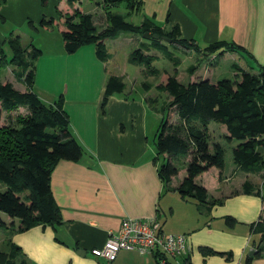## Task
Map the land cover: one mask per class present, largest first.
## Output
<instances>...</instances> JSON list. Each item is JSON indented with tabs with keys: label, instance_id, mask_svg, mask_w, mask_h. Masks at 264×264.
I'll list each match as a JSON object with an SVG mask.
<instances>
[{
	"label": "crops",
	"instance_id": "crops-1",
	"mask_svg": "<svg viewBox=\"0 0 264 264\" xmlns=\"http://www.w3.org/2000/svg\"><path fill=\"white\" fill-rule=\"evenodd\" d=\"M81 1L70 7L65 0H47L45 6L41 0H0L3 18L0 49L6 58L5 47L10 49L6 40L10 36L18 37L22 46L21 36L14 33L28 21L35 35L43 32L36 26L41 19L57 21L58 13L71 15L78 10L93 16L97 32L104 30L107 25L104 0H91L94 6L88 11L78 6L83 5ZM140 1L138 12L126 14L128 17L139 15L141 22L148 19L166 30L177 26L181 38L195 41L201 49L219 41L239 45L244 52H226L225 55L238 58L241 65L233 63L232 66L246 72L257 74L264 66V0ZM128 35L105 40L106 48L107 43L112 44V48L107 49L111 59L105 63L96 58L93 45L82 46L73 54L65 53L63 42L57 43L56 49L35 46L40 48L41 55L35 62L31 90L48 105L62 98L70 131L81 146L83 156L77 162L60 161L51 172L50 187L59 210V224L39 225L19 232V220H11L5 214L0 216L8 226L0 229V253L3 254L0 264H156L153 255H140L135 251H121L110 263L91 256L90 251L101 248L108 234L116 232L124 218L155 219L162 232L186 235L191 264H245L246 258L253 256L248 255L253 249L248 226L264 218V203L257 196L243 194L242 186L245 182L259 186L254 181L258 174L245 173L233 163L230 173L224 174V167L222 170L213 167L199 175L195 182L207 190L209 199H223L222 205L210 211L205 207L199 209L195 200L183 199L175 191L185 176V160L177 174L180 175L178 180L173 178L168 185L161 180L155 141L150 142L149 117L158 107L155 88L164 84L172 71L157 69L160 80L152 83L148 91L143 89L144 93L134 95L137 84H131V80L138 72L118 69V52L130 50L133 45L149 44L140 41L138 35ZM27 43L22 48L32 44ZM177 49L188 58L195 52ZM113 52H116L115 57ZM155 52L149 48L145 54L158 58ZM199 58L198 54L195 64ZM195 72L189 75L187 84L199 79ZM207 74L210 72L206 69L204 76ZM110 76L120 77L125 90L111 95L102 108ZM234 76V82L238 81L237 73ZM205 79L211 82L210 78ZM161 94L166 101L167 95ZM149 100L156 102L155 105L149 104ZM219 127L220 136L226 138L225 126ZM160 158L164 161L166 156ZM239 172L245 174L238 182ZM234 180L236 184L232 183ZM210 190L217 193V197L210 198ZM226 216L235 218L238 224L227 227L223 220ZM200 247L229 253L230 257L204 258ZM250 264H264V254L252 259Z\"/></svg>",
	"mask_w": 264,
	"mask_h": 264
},
{
	"label": "trees",
	"instance_id": "trees-1",
	"mask_svg": "<svg viewBox=\"0 0 264 264\" xmlns=\"http://www.w3.org/2000/svg\"><path fill=\"white\" fill-rule=\"evenodd\" d=\"M65 1L72 7L80 0ZM41 2L43 6L47 4V0ZM120 3L125 4L127 15L138 12L141 7L140 0H104L107 25L101 32H97L91 14H82L78 10H74L71 15L58 13L60 19L57 21L43 18L39 27L49 29L58 23L66 54H73L82 46L93 45L96 58L103 63L111 59L105 40L116 39L122 33L141 37L145 33L157 34L159 39L150 40L149 46H139L128 58L130 63L142 67L146 76L159 75V71L152 66L157 57L145 54L149 48L163 54L175 68L180 64L179 58L174 57L162 44L165 42L163 38H167L176 49L195 51L200 55L197 63L208 60L219 51L221 54L245 51L239 45L224 41L201 49L195 41L181 38L177 26L166 30L148 19L140 25H134L126 21L125 16L112 13L111 9ZM0 21H3L1 16ZM27 24L32 25L30 21ZM5 43L12 57L7 60L0 49V69L8 63L14 66L16 77L22 80L26 90L21 93L10 82H0V115L2 112L25 108L29 116L20 120L19 128L0 126V212L11 220H19L18 231L24 232L39 225L60 223L59 210L50 187L51 172L60 161H79L83 150L70 131L67 114L62 108V98L48 105L31 90L35 62L41 50L33 44L22 48L18 37L10 36ZM221 54L214 59H218ZM233 69L238 75L236 82L220 79L211 83L201 78L187 85L177 80L175 69L164 84L155 88L167 95L159 110L161 120L155 138L157 155L166 156L158 169V175L165 184H170L179 172L177 163L185 160V176L175 191L183 199H194L206 211L223 204L222 198L209 199L207 190L195 182L199 175L211 168L222 170L224 167L223 147L218 143L210 147L208 126L211 122L225 126L228 141L238 142L232 149L233 163L245 173L264 175V66L259 68L257 74L241 70L235 65ZM196 70V65H190L187 73L193 75ZM150 87L149 84L143 85L147 91ZM124 90L122 79L110 76L105 85L102 108L111 95ZM153 102L149 100V104L153 105ZM169 114L173 115V119ZM242 192L257 196L264 203V183L260 187L245 182ZM223 220L229 228L238 224L231 216ZM7 227L0 218V229ZM248 228L249 242L256 253L247 257L245 264L263 257L264 219L258 218ZM199 252L204 258L230 257L229 253L217 252L208 247H200ZM189 256L188 253L184 255L181 264H191Z\"/></svg>",
	"mask_w": 264,
	"mask_h": 264
},
{
	"label": "rangeland",
	"instance_id": "rangeland-1",
	"mask_svg": "<svg viewBox=\"0 0 264 264\" xmlns=\"http://www.w3.org/2000/svg\"><path fill=\"white\" fill-rule=\"evenodd\" d=\"M82 6H80V4L78 5L80 8L82 7V9L84 11H88V9L93 5L94 3L91 0H82ZM112 13L114 14H120L122 16H125L126 21L133 23L134 25H140L141 23V17H139V15H132L131 17L127 16V10L125 8V4L121 3L117 6H115L114 8H112ZM88 14V13H87ZM102 15V14H101ZM103 16V15H102ZM93 17V16H92ZM27 21V20H26ZM99 23L100 22H96L97 27H99ZM58 24V23H57ZM53 25L51 28L49 29H40L43 32L39 31L37 32L35 35L32 34V29L29 28L28 24H24L23 28H20L18 30H16V32L14 33V35H20L21 36V44L22 46L25 45V43H32L34 46L37 47V45H40L41 47H43L44 49H48V47H50L51 49H56L57 48V43L62 42V38L60 35V31H59V27L58 25ZM37 27H39L40 25L37 23L36 25ZM9 27L7 26L6 30ZM40 28V27H39ZM123 37H127L130 36L126 33H122L120 34ZM137 38L144 42V43H148L150 44V40H144L141 36H137ZM33 41V42H31ZM27 43V44H28ZM163 45H165L169 52L172 53V55L174 57L179 58L180 60V64L179 66L176 67L177 69V80L186 85L189 82V74L187 73V68L192 65L195 64L196 59H197V55L195 52L192 53L191 57L188 58L187 55H184L183 52L181 50H178L174 47H172L171 44L166 43V42H162ZM107 45V49H111L112 48V44H106ZM93 47V46H92ZM137 48H139V46L137 47V45H133L131 46L130 50L124 49V50H119L118 52V56H117V61H116V66L118 69L124 70L125 68L129 71L131 69H135L136 72H138V75L135 76L134 78H132L131 80V84H137V89L136 91H134V95H141L142 93H144L143 90V86L142 85H152V83L154 82H158L160 80L159 76H146L144 75L143 69L142 67H140L139 65H136L134 63H130L127 60V57L129 58V55L132 51L136 50ZM5 49H7L6 51V55H7V60L11 59L12 57V53L11 50L8 49V47H5ZM38 49H40L38 47ZM53 51H57V50H53ZM118 51V50H117ZM156 51V50H155ZM156 55L158 56V58L153 61L152 66L156 69H158L160 72L164 71V70H168V71H172V74L174 73L175 67L173 66V63L168 60L163 54H161L159 51L155 52ZM226 53V52H225ZM225 53H222L219 51L216 54H214L213 56L210 57L209 60H203L200 63L195 64L197 67V72H195L197 78L201 79H205L206 77L211 79V82L214 81H218L220 79H230L232 81H234V79H236V77L234 76V69L232 64H238L241 65V61L236 58L234 55L228 56L225 55ZM218 54H221L218 59H214ZM113 55L115 57L116 52H113ZM225 55V56H224ZM214 59V60H213ZM213 60V61H212ZM109 63V67L110 69L113 68V65ZM199 64V65H198ZM138 67V68H137ZM210 68V70H209ZM207 69V73L210 72V74L204 76V72ZM140 70V72H139ZM16 69L14 66H12L11 64H6L2 69H0V82H10L12 84V86L19 92L23 93L25 92L26 88L22 83V80L18 79L16 77ZM210 76V77H209ZM197 79V80H199ZM125 82L127 83V80H125ZM155 96L157 97V110L156 113L154 111H152V113H150V117H149V136H150V142L153 140L155 141L156 138V133H157V129L160 123V108L163 106V103L165 102V100L162 97V94L158 91H155ZM156 102H153V105H155ZM154 114V115H153ZM29 116V111L25 108H18L15 111L12 112H2L0 115V126H10L13 128H19V122L22 118ZM169 117H171L173 119V115L169 114ZM220 125L217 123H213L211 122L209 127H208V137H209V143H210V147H212L214 145V143L220 142L221 145L223 146V149L225 150L224 152V174L226 173H230L234 164H233V160H232V149L238 144L237 141L232 140V142L230 143V141H228L226 138H223V136H220L221 133H219V127ZM161 156H159V160L158 163L161 165L164 161L162 158H160ZM177 167L179 169V171H181L183 169V160H180V162L177 163ZM236 173V171L234 172V174ZM242 172L238 173V176L236 177V180L239 182L241 180V177L243 176ZM180 176V175H179ZM179 176L177 175L176 177H174L175 180H178ZM256 179L254 180L256 182L257 185H259L261 187V184L264 183V175L260 176V175H256L255 177ZM236 180H234L232 183L236 184ZM227 186V185H226ZM210 198L213 197H217L215 195H217V193L213 192V190H210ZM194 200V199H191ZM197 205V203H195ZM197 207L202 208V206L197 205ZM264 213V210H263ZM183 214H186V211L183 212ZM0 216H5L3 213L0 212ZM264 219V218H263ZM249 229V228H248ZM154 263V262H153ZM155 264V263H154Z\"/></svg>",
	"mask_w": 264,
	"mask_h": 264
},
{
	"label": "built area",
	"instance_id": "built-area-1",
	"mask_svg": "<svg viewBox=\"0 0 264 264\" xmlns=\"http://www.w3.org/2000/svg\"><path fill=\"white\" fill-rule=\"evenodd\" d=\"M121 251H135L153 255L156 264H181L188 253L187 237L162 232L155 219H122L116 232H110L101 248L90 251L91 256L112 262Z\"/></svg>",
	"mask_w": 264,
	"mask_h": 264
},
{
	"label": "water",
	"instance_id": "water-1",
	"mask_svg": "<svg viewBox=\"0 0 264 264\" xmlns=\"http://www.w3.org/2000/svg\"><path fill=\"white\" fill-rule=\"evenodd\" d=\"M142 38H143L144 40L149 41V40H155V39L157 40V39H159V36H158L157 34L151 35L150 33H145V34L142 35ZM163 41L169 43V40H168L167 38H163ZM255 251H256L255 249H251V250L249 251L248 255H249V256L254 255V254L256 253Z\"/></svg>",
	"mask_w": 264,
	"mask_h": 264
}]
</instances>
